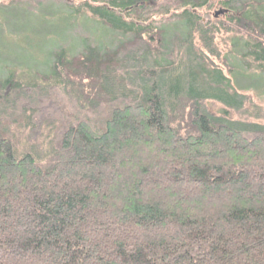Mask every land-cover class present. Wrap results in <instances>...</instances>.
<instances>
[{
    "label": "trees",
    "instance_id": "1",
    "mask_svg": "<svg viewBox=\"0 0 264 264\" xmlns=\"http://www.w3.org/2000/svg\"><path fill=\"white\" fill-rule=\"evenodd\" d=\"M47 1L120 39L2 66L0 264H264V0Z\"/></svg>",
    "mask_w": 264,
    "mask_h": 264
},
{
    "label": "rangeland",
    "instance_id": "2",
    "mask_svg": "<svg viewBox=\"0 0 264 264\" xmlns=\"http://www.w3.org/2000/svg\"><path fill=\"white\" fill-rule=\"evenodd\" d=\"M33 2L21 1L16 6L4 11L1 6L4 5L5 1L0 0V70L3 65H10L16 66L18 69L26 67L44 72L50 60L49 50L51 49V41H55L58 46H62L70 51L69 53L76 54L83 42L94 45L100 44V46L105 45L107 47L110 44L109 41L120 39L115 33L107 32L105 34L99 26L82 17L77 18V22L72 28H60L56 30L46 28L47 25L44 24L43 20H39L40 17L38 15H51L53 10L47 7L37 9L38 7ZM47 2H51V0ZM42 6H45L44 3ZM55 10H57V7ZM59 10L60 13H64V10ZM224 10L226 9L220 4H213L209 10L202 13L214 17L216 13L223 12ZM227 15L229 14L222 13L217 18L223 19ZM157 23L164 26L167 32L182 29L181 25L176 21L158 19ZM242 70L243 67L240 65L237 71L240 74ZM238 77L244 78L242 75ZM256 82V80H253V82L239 80L237 84L244 89L246 88V91L257 93L255 89L259 90L260 88L256 86ZM259 97L262 105H264V97ZM210 108L213 111H217L220 107L213 104Z\"/></svg>",
    "mask_w": 264,
    "mask_h": 264
},
{
    "label": "water",
    "instance_id": "3",
    "mask_svg": "<svg viewBox=\"0 0 264 264\" xmlns=\"http://www.w3.org/2000/svg\"><path fill=\"white\" fill-rule=\"evenodd\" d=\"M223 12H218V13H216L215 15H214V17H217L219 14H222Z\"/></svg>",
    "mask_w": 264,
    "mask_h": 264
},
{
    "label": "flooded vegetation",
    "instance_id": "4",
    "mask_svg": "<svg viewBox=\"0 0 264 264\" xmlns=\"http://www.w3.org/2000/svg\"><path fill=\"white\" fill-rule=\"evenodd\" d=\"M223 12H224V13H227V10H224Z\"/></svg>",
    "mask_w": 264,
    "mask_h": 264
}]
</instances>
